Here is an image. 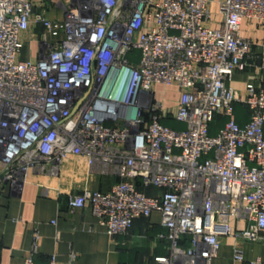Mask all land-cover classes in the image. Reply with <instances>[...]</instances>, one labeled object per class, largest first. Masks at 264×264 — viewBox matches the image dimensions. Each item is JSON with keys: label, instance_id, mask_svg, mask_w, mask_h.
I'll use <instances>...</instances> for the list:
<instances>
[{"label": "built area", "instance_id": "1", "mask_svg": "<svg viewBox=\"0 0 264 264\" xmlns=\"http://www.w3.org/2000/svg\"><path fill=\"white\" fill-rule=\"evenodd\" d=\"M58 4L62 17L52 19L33 0H0V184L21 193L28 174L56 175L66 158L83 156L117 180L105 191L69 193V208L89 205L112 236L158 211L169 248L154 264H212L227 236L264 241V87L229 83L252 51L241 21L264 23V0ZM30 24L43 27L41 49L20 59ZM158 86H176L172 117L183 128L161 122ZM218 115L225 120L212 133ZM40 238L35 231L23 264H34ZM75 260L74 251L65 262L52 253L48 264ZM232 261H244L237 242Z\"/></svg>", "mask_w": 264, "mask_h": 264}, {"label": "crops", "instance_id": "2", "mask_svg": "<svg viewBox=\"0 0 264 264\" xmlns=\"http://www.w3.org/2000/svg\"><path fill=\"white\" fill-rule=\"evenodd\" d=\"M58 2L44 0L34 7V11L52 19L62 17ZM212 9L216 13V6ZM216 25V22L212 24ZM42 30L40 24H30L22 32L24 45L20 59L38 56ZM240 33L252 40V51L248 64L236 70L229 83L239 90H244L247 84L264 87V23L257 18L244 17ZM171 91L178 92L176 86L171 87L169 93ZM235 108L237 121L246 122L248 112L245 107L237 103ZM174 124L185 125L177 120ZM116 180L114 174L98 172L88 166L83 156L74 155L62 162L56 175L28 174L21 193H11L14 191L8 184H0V264H23L35 231L41 238L34 264H48L52 253L65 262L71 251L76 252L75 264H154V256L167 253L169 248L165 238L158 236L164 231L158 211L135 217L126 234L112 236L99 223L89 205L73 209L68 206L69 193L80 192L83 188L105 191ZM144 191L153 194L157 189L148 186ZM232 223L235 225L234 220ZM237 225L243 226L244 223L240 221ZM235 242L243 250L244 261L240 264H249V260L257 256L264 263L263 240H237L227 236L222 240L212 264H233L232 245Z\"/></svg>", "mask_w": 264, "mask_h": 264}, {"label": "rangeland", "instance_id": "3", "mask_svg": "<svg viewBox=\"0 0 264 264\" xmlns=\"http://www.w3.org/2000/svg\"><path fill=\"white\" fill-rule=\"evenodd\" d=\"M43 1L44 0H33V7H36V5H39V3L43 2ZM213 7H215V4L213 5ZM133 53H134V55H133ZM137 54H138V51H133L132 52V55L135 57V59H137V57H138ZM158 87H159V90L157 92V95L160 96V97H162L164 99V102H165L164 104H167L168 105V103H170V101H169V93L167 91L165 92L164 89H163V87H160V86H158ZM234 111L236 113V108H234ZM170 120H166L165 123L168 124V125H170V126H172V127H176V128L181 127L182 128V126H176ZM224 120H225L224 117H222L220 115L216 116V118L214 119V121L211 124V132L212 133L216 132L217 129L223 124Z\"/></svg>", "mask_w": 264, "mask_h": 264}, {"label": "trees", "instance_id": "4", "mask_svg": "<svg viewBox=\"0 0 264 264\" xmlns=\"http://www.w3.org/2000/svg\"><path fill=\"white\" fill-rule=\"evenodd\" d=\"M177 96H178V92H176V91H171L170 93H169V101H170V103H168V105H167V110H166V112L164 113V116L161 118V122L162 123H164V124H166L165 123V121L166 120H170V121H172L173 122V124H174V120H176L174 117H172V112L174 111V107H175V103H176V99H177ZM171 115V116H170ZM168 125V124H167ZM170 126V125H169ZM172 127V126H171ZM184 127V126H183ZM182 127V128H183ZM173 128H176V127H173ZM181 127H179L178 129H180ZM140 188H142V189H144L145 190V188L146 187H143V186H141L140 185ZM188 244V237L187 236H185L184 238H182V240H181V245H187Z\"/></svg>", "mask_w": 264, "mask_h": 264}]
</instances>
